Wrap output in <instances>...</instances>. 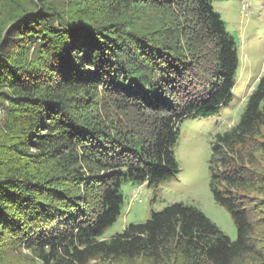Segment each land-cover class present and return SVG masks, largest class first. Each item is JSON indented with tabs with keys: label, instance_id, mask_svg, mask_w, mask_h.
<instances>
[{
	"label": "trees",
	"instance_id": "16d2710c",
	"mask_svg": "<svg viewBox=\"0 0 264 264\" xmlns=\"http://www.w3.org/2000/svg\"><path fill=\"white\" fill-rule=\"evenodd\" d=\"M215 0H0V264H264V74L211 141L231 241L185 203L103 238L121 187L180 172L188 117L232 99L239 39Z\"/></svg>",
	"mask_w": 264,
	"mask_h": 264
},
{
	"label": "rangeland",
	"instance_id": "374dc122",
	"mask_svg": "<svg viewBox=\"0 0 264 264\" xmlns=\"http://www.w3.org/2000/svg\"><path fill=\"white\" fill-rule=\"evenodd\" d=\"M213 7L226 23L227 30L240 42L232 99L214 117L192 116L181 123L175 147L180 166L176 178L161 184L158 189H153L148 183L142 186L126 183L121 187L124 197L121 215L105 231V239L122 234L131 224L146 222L153 212H160L176 202L200 209L231 241L238 237L231 214L215 201L211 192L209 159L214 134L239 121L251 89L264 74V0H215ZM5 106L7 104L0 102V129L5 119ZM259 138L264 142V127ZM261 160L264 166V157ZM22 256L15 263L26 264L29 253L23 252Z\"/></svg>",
	"mask_w": 264,
	"mask_h": 264
},
{
	"label": "clouds",
	"instance_id": "9594fccd",
	"mask_svg": "<svg viewBox=\"0 0 264 264\" xmlns=\"http://www.w3.org/2000/svg\"><path fill=\"white\" fill-rule=\"evenodd\" d=\"M251 91H252V89H251ZM142 186V185H141Z\"/></svg>",
	"mask_w": 264,
	"mask_h": 264
},
{
	"label": "built area",
	"instance_id": "2783aa9c",
	"mask_svg": "<svg viewBox=\"0 0 264 264\" xmlns=\"http://www.w3.org/2000/svg\"><path fill=\"white\" fill-rule=\"evenodd\" d=\"M137 192H138V190H137Z\"/></svg>",
	"mask_w": 264,
	"mask_h": 264
}]
</instances>
